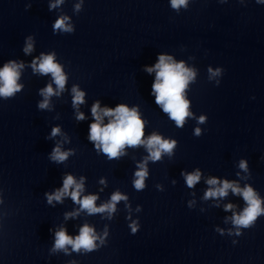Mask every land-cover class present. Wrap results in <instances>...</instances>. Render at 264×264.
<instances>
[{
  "label": "clouds",
  "instance_id": "obj_1",
  "mask_svg": "<svg viewBox=\"0 0 264 264\" xmlns=\"http://www.w3.org/2000/svg\"><path fill=\"white\" fill-rule=\"evenodd\" d=\"M63 0H57V3H62ZM260 2V0H258ZM188 0H171V7L179 10L181 7H186ZM55 7V5H52ZM77 11L80 9V5L76 6ZM68 17L59 18L54 24V30H62L64 32L73 31L72 27L65 23ZM32 50L31 37H29L25 53H29ZM23 67V64H17L12 61L6 63L2 69H0V97L9 98L14 93L20 91L21 85L17 83L20 72L19 69ZM33 70L38 71L41 74L51 73L55 84L58 89L63 90L65 86L66 77L62 72L61 66L54 62V55H42L40 62L37 65L36 61H33ZM153 68H148V72H152ZM156 70V82L152 85V91L155 94V102L160 105L165 113L175 121L178 127H182L185 118L190 116L189 102L184 98V90L188 86L190 80L194 78V72L185 68L184 64L172 62V58L169 56H159V62L155 65ZM212 76L220 74V69L212 71L209 69ZM74 99L73 104L77 105L83 103L84 93L73 88ZM54 94V90L51 85L41 90V95L44 96V100L39 104V108L45 109L48 107V98ZM99 104H95L92 108L93 116L96 122L90 125L89 139L96 142L97 149H100L110 159L118 158L122 149L127 146H137L140 144H146L150 159L156 161L161 157L162 152L171 153L175 146V141L169 142L162 140L158 135H152L147 141L142 140L143 136V122L139 118L135 109L129 110L124 105L117 106L113 109H103L98 111ZM102 114L104 116L114 117L107 125L101 126ZM78 119H83V114H79ZM205 117H200V122H204ZM59 132L58 128L52 130V135L55 136ZM195 134L200 135V129L197 128ZM69 153L62 152L59 147H56L52 154L51 159L56 162H63L67 159ZM141 170L136 172L137 179L134 182V186L137 190L144 188V180L147 176V170L143 165L140 166ZM240 167L247 170V164L245 161L240 162ZM186 182L189 187L195 185L200 179V172L196 171L192 174L186 175ZM209 185H216L218 181L216 179H209L207 181ZM75 186V190L70 192V189ZM228 189L236 194L243 196L246 207L239 214H233L232 223L239 228H247L251 226L255 220L262 214H264V208L261 207V200L257 197L256 193L251 187L240 189L238 186L228 181H224L221 187L209 189L205 193V198L209 197H223L227 195ZM83 190V180L77 183L75 179L68 175L63 181V187L56 190L54 193H46L47 201L51 204L54 200L57 202L62 201V198L67 195H71L73 201L80 204L82 209H86L89 214L98 212H109L111 214L115 211V204L120 200H125L127 197L120 193H114L111 197V202L101 207L95 206L96 196H86L80 198V193ZM233 206L227 205L226 210H230ZM133 232L136 231V227L133 226ZM239 235V231H237ZM98 237L94 234V230L85 225L80 229V234L75 238L67 235L66 231L61 228L55 233V243L52 251L65 250L66 246L71 245L73 251H80L81 249L86 252H91L96 247V240ZM103 242V241H101Z\"/></svg>",
  "mask_w": 264,
  "mask_h": 264
}]
</instances>
